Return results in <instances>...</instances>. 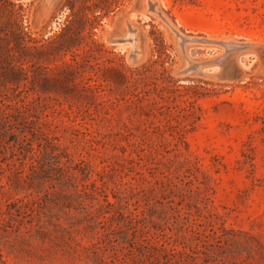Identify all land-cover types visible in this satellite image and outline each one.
<instances>
[{
  "label": "rangeland",
  "instance_id": "1",
  "mask_svg": "<svg viewBox=\"0 0 264 264\" xmlns=\"http://www.w3.org/2000/svg\"><path fill=\"white\" fill-rule=\"evenodd\" d=\"M4 123L0 264H156L108 218L135 209L154 244L224 227L216 262L264 264V0H0ZM32 131L67 178L31 173Z\"/></svg>",
  "mask_w": 264,
  "mask_h": 264
},
{
  "label": "trees",
  "instance_id": "2",
  "mask_svg": "<svg viewBox=\"0 0 264 264\" xmlns=\"http://www.w3.org/2000/svg\"><path fill=\"white\" fill-rule=\"evenodd\" d=\"M8 126V127H7ZM0 128H4L7 132L13 129L12 125H7V123L1 124ZM6 131L0 132L7 134ZM32 138L27 136L21 137V149L25 145L28 152H31V173L36 175L37 166L34 162H38L44 171L56 170L59 175L65 176L69 165L70 160L68 155L65 156L63 153L58 154L59 145H57L52 138L44 135V143L38 141L37 145L34 146L35 139H42V136H39L37 131H32ZM62 157L65 156L66 161H62ZM37 164V165H38ZM33 175V176H34ZM61 184V191L56 189L54 186L53 193L55 195H62L63 190L68 189L70 185L68 181H64ZM37 189H43L40 185L37 186ZM40 191H38L39 193ZM70 191H68L69 193ZM17 199L15 202L8 204V210L15 208L17 211H23L26 213L30 209L31 202L28 201L27 197ZM49 193H46L48 196ZM114 203L107 201L108 207H113ZM10 212V211H9ZM111 220L117 222V226L126 227L133 230V236L130 238L123 237V241L129 239L133 240L134 245L137 246L138 251L140 249L148 250L154 249V257L156 264H224V262H216L217 257L220 253L226 252L227 250L231 253H237L239 255L243 254V249L237 243L238 241L230 235V231L221 227L220 229L215 230L212 228L209 233H206L205 230H200L193 225H189L186 228L187 232H191V236L183 235L182 236H168L166 240L161 244H154L153 237H145V234H150L154 227L148 226L145 223V217L143 212L133 210L128 214L120 211H116L113 215L108 217ZM104 228V222L97 221L92 225V229L95 228ZM141 252V251H140ZM138 258V255L136 256Z\"/></svg>",
  "mask_w": 264,
  "mask_h": 264
},
{
  "label": "bare ground",
  "instance_id": "3",
  "mask_svg": "<svg viewBox=\"0 0 264 264\" xmlns=\"http://www.w3.org/2000/svg\"><path fill=\"white\" fill-rule=\"evenodd\" d=\"M134 48H135V46H134Z\"/></svg>",
  "mask_w": 264,
  "mask_h": 264
}]
</instances>
